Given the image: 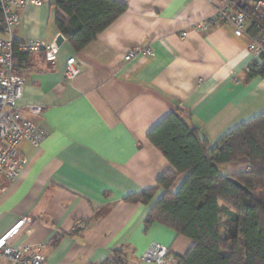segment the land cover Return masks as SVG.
<instances>
[{
    "label": "crops",
    "instance_id": "0c3cea01",
    "mask_svg": "<svg viewBox=\"0 0 264 264\" xmlns=\"http://www.w3.org/2000/svg\"><path fill=\"white\" fill-rule=\"evenodd\" d=\"M43 1L18 9L19 41L53 43L61 34L55 22L61 11L54 0ZM118 1L128 10L84 50L64 36L54 63L31 53L18 67L26 79L18 102L24 118L48 134L39 148L20 144L27 163L17 181L0 176V237L27 218L13 243L39 249L48 264H100L118 249L125 264H152L142 254L154 242L184 257L192 240L159 222L146 225L163 189L149 204L126 200L175 171L150 131L182 108L211 152L235 127L264 113V77L247 79L250 66L261 62L249 37L221 19L208 31L196 29L224 0ZM136 47L155 55L125 61ZM72 57L81 67L74 78L66 75ZM247 166L241 159L222 168L237 173Z\"/></svg>",
    "mask_w": 264,
    "mask_h": 264
},
{
    "label": "trees",
    "instance_id": "16d2710c",
    "mask_svg": "<svg viewBox=\"0 0 264 264\" xmlns=\"http://www.w3.org/2000/svg\"><path fill=\"white\" fill-rule=\"evenodd\" d=\"M53 5L61 11L56 14V25L77 51L128 10L118 0H54ZM237 8L248 15L249 33L264 41V12L251 4ZM28 56L16 53L17 72ZM259 76L264 77V56L247 72L248 80ZM148 138L175 171L163 173L157 187L126 200L149 204L159 188L164 190L148 213L146 225L162 223L193 241L189 252L178 256L179 264H264V113L235 127L211 152L209 141L185 119L182 108L166 116ZM241 159L248 161L245 170L223 171V166ZM125 257L118 249L100 264H125Z\"/></svg>",
    "mask_w": 264,
    "mask_h": 264
},
{
    "label": "built area",
    "instance_id": "2783aa9c",
    "mask_svg": "<svg viewBox=\"0 0 264 264\" xmlns=\"http://www.w3.org/2000/svg\"><path fill=\"white\" fill-rule=\"evenodd\" d=\"M251 4V0H242ZM43 0H0V176L17 181L23 174L26 159L22 156L19 146L28 142L39 148L48 131L30 119L24 118V108L18 102L23 97L26 79L16 71V53H44L48 61L54 63L59 47L56 42L46 43L40 39L19 41L16 32L22 23L18 9L28 5L41 6ZM224 5L217 9L214 17L196 25L201 32L208 31L219 19L232 25L237 36L246 35L250 39V50L258 57L264 56V41L249 33L248 15L237 8L236 1L224 0ZM254 8L264 12V2L254 3ZM144 53L154 56L149 48L136 47L128 52L125 61L132 60L137 54ZM81 73L76 58L67 61L66 75L74 78ZM32 113H40L41 107H26ZM3 188L0 185V193ZM28 221L20 219L9 231L0 237V264H48L45 256L34 247L16 245L13 239L19 235ZM142 260L152 264H179V259L170 249L159 243H152L142 254Z\"/></svg>",
    "mask_w": 264,
    "mask_h": 264
},
{
    "label": "water",
    "instance_id": "95a60500",
    "mask_svg": "<svg viewBox=\"0 0 264 264\" xmlns=\"http://www.w3.org/2000/svg\"><path fill=\"white\" fill-rule=\"evenodd\" d=\"M231 1H236L237 6H244L245 5V3L242 2V0H231ZM252 1H254L255 3L264 2V0H252ZM55 42H56L57 46L60 47L62 45V43L64 42V35L60 34L57 37ZM228 179L234 181L235 185H237L238 187L245 189V186L242 183H240L239 181L234 180L232 177H228Z\"/></svg>",
    "mask_w": 264,
    "mask_h": 264
}]
</instances>
